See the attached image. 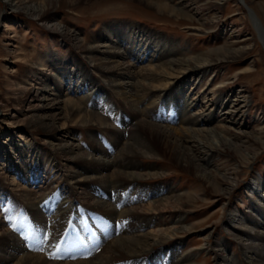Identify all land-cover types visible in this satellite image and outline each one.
Returning a JSON list of instances; mask_svg holds the SVG:
<instances>
[{
	"label": "bare ground",
	"instance_id": "obj_1",
	"mask_svg": "<svg viewBox=\"0 0 264 264\" xmlns=\"http://www.w3.org/2000/svg\"><path fill=\"white\" fill-rule=\"evenodd\" d=\"M4 1L11 11H23L55 35L59 45L65 48V58L60 60L61 51L50 47L46 55L31 60L25 75L13 81L8 80L5 94L12 97L0 101V109L4 111L5 108L2 115L0 110V123H6L5 128L0 130V154L3 155L0 160V180L12 186L16 191L15 197L33 211L35 204L56 190L67 203L81 202L88 207L109 212L112 216L131 213L140 222L136 230L112 237L98 255L86 260L64 262L47 261L43 254L24 250L14 233L2 224V215L0 257L4 260L0 264H108L141 256L156 245L163 248L166 256L170 252L168 264H264V177L262 174L252 175L243 186L250 203L244 210H238L237 206L235 208L231 193L241 181L239 168L240 162L245 159L244 143L247 139L242 140L236 130L225 125H209L221 121L217 117L226 113L227 117L233 111L240 112L242 116L246 113L249 98L240 91L233 92L236 94L233 100L236 103L230 106V110L220 113L218 109L225 103L227 90L238 77L246 72L254 73L256 69L248 66L226 78L229 82L220 81L219 85L212 88L214 90L210 88L212 95L217 92L215 100H209L203 109L195 111L193 109L198 100H188L187 90L184 89L186 81L180 79L184 74L196 72L193 84L200 86L205 97L206 87L203 86L206 83L202 85L201 79L210 68L212 70L222 63L238 61L245 49H252L255 45L253 42L259 40L264 46L263 18L250 6L249 0L232 2L237 6L238 15L246 16L252 23L253 37L245 38V42L239 44L236 41L225 43L195 55L189 54L187 47L178 46L177 41L124 21L108 22L96 36L84 42L79 38L77 29L59 22L53 17L55 13L50 18L43 15L51 6L54 9L71 7L88 0ZM145 1L153 3L155 0ZM159 1L149 5L175 18L192 19L177 6V0H170L172 5L169 6ZM241 6L247 7L249 11L245 12ZM8 18L5 17L3 21L5 27ZM196 21L199 24L189 27V32L207 33L211 30V24L204 26L200 19ZM13 53L17 61L21 62L23 54L19 50H13ZM62 60L69 67L66 70L61 68ZM142 61L146 64L135 69ZM99 81H103L104 85ZM171 84L176 87H170L163 95V90ZM111 93L117 97L125 113L126 120L121 126L114 123L110 110L108 114L103 112L105 105L100 108L99 104L93 109L86 106L90 96L98 102L112 103ZM161 96L160 111L165 107L168 111L172 110V101L179 106L174 116L175 122L149 118L148 112L152 107L156 109L154 105L158 104L157 99ZM112 105L115 106V103ZM177 121L180 125L175 124ZM24 122L27 129L38 131L40 139L31 136L27 129L24 130L26 127H19ZM233 122L230 125L234 126ZM258 123L257 129L248 135L264 143L261 139L264 137V118H260ZM89 125L108 133L114 142L113 148H107L101 138H96L95 131L92 132V147L84 148L80 141H76L74 129ZM44 146L47 151L43 149ZM225 148L233 151L234 161L229 166L211 165V159H223ZM257 154L245 159L244 164L249 167ZM140 158L151 161L143 166ZM154 159H165L169 164L166 171L175 167L194 173L197 187L178 191L174 186L163 189L160 185L151 187L141 182L143 178L158 173L153 171L157 168L152 164ZM164 170H158L161 171L158 174L166 172ZM91 184L99 185L107 195L129 186L131 202L123 200L125 207L115 210L107 202V195L102 197L88 193ZM213 200L221 202L216 212L193 222L185 221L186 213L195 204ZM48 215L50 217L47 220L53 222L55 216L52 213ZM213 217L218 218L216 220L220 222L221 228L232 238L230 243L224 237H216V225H205ZM198 226L203 229L200 237L194 240L196 243L191 247L184 249L181 238L188 237L192 229ZM231 245L234 247L232 250ZM201 250L208 253V257L196 260ZM208 258L211 259L207 262Z\"/></svg>",
	"mask_w": 264,
	"mask_h": 264
},
{
	"label": "rangeland",
	"instance_id": "obj_2",
	"mask_svg": "<svg viewBox=\"0 0 264 264\" xmlns=\"http://www.w3.org/2000/svg\"><path fill=\"white\" fill-rule=\"evenodd\" d=\"M145 2V0L80 1L71 7L54 9V7L51 6L49 9H46L43 15L46 18H50L51 14L55 13L53 17L55 16L59 22L64 24L67 23L69 26L71 25L77 29L79 38L84 42L90 41L93 36L98 34V32L101 30V27L108 22L124 21L128 24H132L133 26L137 25L141 28H146L153 33L155 32L162 34L174 42L177 41L178 46L187 47L186 49L191 55L205 53L210 49L222 46L223 44L226 45L232 41H236L239 44V42H245V38L253 37L254 35L252 23L246 16L243 17L238 15L239 11L236 10L237 6H235L232 0H177V6L185 12L188 18L192 19H182L181 17L175 18L173 16H169L168 14H163L164 12H158L156 6L149 5L157 3V0H155L153 3ZM159 2L168 6L172 5V1L170 0H161ZM249 4L258 12L260 17L263 18L264 22V0H249ZM242 8L245 12L249 11L245 6ZM5 17H9L5 22L7 27L3 25ZM197 19H200L204 26H209L211 24V30L207 33L189 32V27L199 24V22L196 21ZM205 22L208 24H205ZM11 25L13 27L12 29H10ZM258 41L253 42L255 45H253L252 49H245L242 52V57L239 58L238 61L233 63H222L218 67L212 68V70L210 68L208 72L205 73V76L203 79H201L202 85L206 83V86H203V88L206 87V92L204 93V95H206L205 97H203V92L200 91V86L197 87V85L193 84L194 78L197 77L196 72L184 74V76L180 78L186 81V83H184V89L187 90L188 100L193 102L194 100H198L196 106L194 107L195 109H193L195 111L203 109V107L208 104L209 100H215L214 95L217 94V92L215 91L214 95H212L211 92L213 91H211V89L219 85L220 81H224V83L229 82V80L226 78H229L230 76L232 77L231 74H233L235 71H242L248 66H254L256 69L254 73L246 72L238 77L235 83L229 87L230 91L227 90L228 93L225 92V94L227 93L225 98L226 101L218 109L220 113L223 110H230V106L236 103V101H233L236 95L233 94V92L240 91L244 92L249 98L246 113L242 116L240 112L236 113V111H233L232 115L229 117L225 116L228 115V113H226L224 116H221L222 118L217 117L218 119H221V121L209 124L225 125L234 131L236 130L237 134L242 137V140L247 139L244 143V145H246L244 150L245 159L251 158L254 153H259L255 156L253 159L254 161L249 165V167L244 164L245 159H242L243 161L240 162L239 179L241 181L235 186L231 193V202H233L235 208L237 206L238 210H244L248 203H250V198H248L247 195L248 193L243 190V186L254 174H262L264 177V143L261 142V140H255L250 135H248V133H252L254 129H257L259 125V119L262 117L264 118V46ZM58 42L59 40L56 39L55 35H53L49 30L45 29L36 19L27 16L23 11H11L8 4L4 0H0L1 102H3L2 100L12 97L5 94L8 80L13 81L16 78H20L22 75H25L26 71L29 69L28 67L31 64V60L34 57L46 55L49 50L48 48L53 47L61 51V55H59L60 60L65 58V48L60 46ZM13 50H19L21 54H23V57L21 56V60L23 62L17 61V57L13 53ZM144 64H146V62L142 61V63H139L135 66V69L143 66ZM61 68L63 70L69 68L64 60L61 61ZM99 83L104 85L103 81H99ZM170 87L173 88L176 87V85L171 84L169 87L163 90L162 94L164 95V93H166ZM161 99H163V96L157 99L158 104L155 103L154 105V108L156 106V109H153L152 107L153 111L150 110L148 112L149 118L151 120L155 119V121L172 122L174 120L175 122L174 116L177 114L176 112H178L179 106L175 105V101H172V110L168 111V109L165 107V113V111H163L164 109L160 111L159 108L162 102ZM9 100L11 101V99ZM110 100L112 103H115V106H113L110 102L107 104L103 103L102 101L98 102V100H94L93 97L90 96L86 106L90 109H93V106L97 108L100 104L99 107L101 106L100 108H103L105 105L103 112L108 114V111L110 110V112H112L111 116H114V123L121 126L124 123V120H126L125 116L123 115L125 113L122 111V106L120 105L117 97L112 93L110 94ZM95 101L98 103L96 104ZM0 110L2 115V113L5 112V108L3 107L4 111H2V108ZM219 112L218 114L216 113V116L219 115ZM151 116L155 118H151ZM232 122L233 124L235 123L234 126L230 125ZM5 124L6 123H0V130L5 128ZM175 124L178 125L179 122ZM26 126L27 125L25 122L24 124L19 125L20 128H24ZM26 129L27 127L24 130ZM26 131H28L31 136H35L37 140L40 139L41 135L38 137L39 133L36 129L28 128ZM93 131H95L97 134L95 137H99V139L101 138L100 140L105 146H107V148H113L112 144H114V142L111 136L103 129L97 128L94 125H89L87 127H76L74 129V137H76V141H80V144L84 148L89 146L92 147L94 144L92 141V137H94L92 136ZM124 133L126 136V131ZM261 139L264 140V137ZM93 140H95V138ZM45 147L46 146H44L43 149L47 151V147ZM8 149L9 148L6 147V150L10 151V149ZM226 150L227 148H225V151H223V159L217 160L213 158L210 160L211 165L229 166L230 163L234 161L235 156L232 150ZM2 156L3 155L0 154V160H2ZM139 160L142 161L141 164L143 166H146L148 162L151 161V159L147 158H140ZM152 164L157 167L153 171L158 173L161 172L158 170L165 169L164 171H166V169L169 167V164L165 159H154L152 160ZM158 173L156 176L143 178L141 182H144L151 187L160 185L163 189H166L169 186H174L178 191H181L185 188L191 190L197 187V181L194 173L192 172H187L179 168L172 167L166 172L161 174ZM222 183L227 184L224 183V181H222ZM32 185L31 188H33V191L36 192ZM99 185H89L88 193L94 196L106 197L107 194L102 192V190L99 188ZM129 188V186L124 187L123 190L120 188L119 190L110 192L107 195L106 200L111 204L113 209L118 210L122 206L125 207L123 202L127 199V201L130 200L129 202H131ZM207 190L209 191V188ZM53 192L54 193L49 192L41 202L35 204V210L33 211L31 208L25 206V204L20 201L19 198L15 197L16 191L14 188H12V186H7L3 181L0 180V219L3 217L1 219L2 224L9 231L14 233L13 235L16 236L15 238L17 239L18 244L22 248L24 247V250L43 254L47 261L61 260L64 262H71L75 260H86L91 256L98 255L103 249L105 243L108 242L112 237L136 230V225L140 222L138 218L131 213H127L122 216H112V214L109 212L88 207L81 202L73 203L69 201L67 203L63 199L65 202L62 203V197L56 193V190ZM58 195L60 197H58ZM220 204V201L215 200L202 203L198 202L194 207L189 209L190 211L186 213L185 221L193 222L202 218H206L213 212H216L215 209ZM54 206H56V208ZM59 206L61 207L59 208ZM48 213H52L53 217L55 216V220L53 222L48 221V218L50 217ZM57 214L58 217L56 216ZM213 218H211L210 222L205 225H216V237L219 239L224 237L226 241L228 240L227 242L230 243L232 238L221 228L220 222H217L216 220L218 218ZM44 220L47 222V224ZM162 222L164 223V221ZM193 229L188 237L181 238V241L185 245L184 249L191 247L195 242L194 240L200 237L199 235L203 230L199 229V226ZM230 249H234L233 245L230 246ZM169 253L166 256L163 252V248L160 249V247L156 245L152 246L150 250L143 253L141 256L112 261L108 264H168L170 258ZM206 257H208V253H205L204 250H201L196 260ZM210 259L211 258H208L206 261L208 262ZM3 260L4 258L2 259L0 257V263Z\"/></svg>",
	"mask_w": 264,
	"mask_h": 264
},
{
	"label": "snow or ice",
	"instance_id": "obj_3",
	"mask_svg": "<svg viewBox=\"0 0 264 264\" xmlns=\"http://www.w3.org/2000/svg\"><path fill=\"white\" fill-rule=\"evenodd\" d=\"M59 247V246H58ZM57 258H59V257H57Z\"/></svg>",
	"mask_w": 264,
	"mask_h": 264
}]
</instances>
